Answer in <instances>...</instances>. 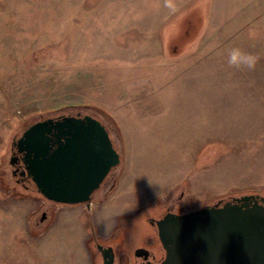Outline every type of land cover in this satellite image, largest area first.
<instances>
[{
	"label": "rangeland",
	"instance_id": "1",
	"mask_svg": "<svg viewBox=\"0 0 264 264\" xmlns=\"http://www.w3.org/2000/svg\"><path fill=\"white\" fill-rule=\"evenodd\" d=\"M177 3L0 0V264H103L97 243L143 235L149 214L264 195V0ZM233 47L254 70L229 66ZM77 113L121 155L89 206L26 188L10 163L29 124Z\"/></svg>",
	"mask_w": 264,
	"mask_h": 264
},
{
	"label": "water",
	"instance_id": "2",
	"mask_svg": "<svg viewBox=\"0 0 264 264\" xmlns=\"http://www.w3.org/2000/svg\"><path fill=\"white\" fill-rule=\"evenodd\" d=\"M13 146L10 163L15 166L22 160L20 174L30 177L46 198L66 204L89 206L92 193L121 160L108 128L92 114L37 120L13 140ZM156 224L165 256L143 264H264L260 193L234 195L184 212L169 210ZM97 247L103 264H113L114 248L100 242Z\"/></svg>",
	"mask_w": 264,
	"mask_h": 264
},
{
	"label": "flooded vegetation",
	"instance_id": "3",
	"mask_svg": "<svg viewBox=\"0 0 264 264\" xmlns=\"http://www.w3.org/2000/svg\"><path fill=\"white\" fill-rule=\"evenodd\" d=\"M12 148H13L12 149V153H13L16 147L13 146ZM19 156L22 155L19 154ZM23 166L24 165L22 163V160L19 159L18 163L15 166L12 165V171L14 168L19 167L18 173L15 174L14 177L19 183L23 184V186L28 188L30 186H33L34 183L30 179V177L20 174V170L23 168ZM167 211H169V209L160 214L154 213L146 216V220L148 222L149 228L146 229L143 235H141L142 237L139 235H137V237H134L135 232H139V230H142L141 229L142 223L139 222V224L135 226L136 231L131 232L127 235L124 234L125 236L121 240H117L116 243H103V245L104 246L111 245L114 248L115 260L117 256L120 254L119 252H121L122 255L123 254L128 255L131 264H143L147 261H154V262L161 261L165 256V248L163 247L158 235L156 220L161 218ZM131 239H134L135 241L133 243V246L131 247L132 249L129 250V247H127V243L131 242Z\"/></svg>",
	"mask_w": 264,
	"mask_h": 264
},
{
	"label": "clouds",
	"instance_id": "4",
	"mask_svg": "<svg viewBox=\"0 0 264 264\" xmlns=\"http://www.w3.org/2000/svg\"><path fill=\"white\" fill-rule=\"evenodd\" d=\"M164 7L170 13H175L178 8L177 0H163ZM228 64L235 69L254 70L258 62V57L252 53L246 52L239 47H233L228 52ZM108 227V225H104Z\"/></svg>",
	"mask_w": 264,
	"mask_h": 264
}]
</instances>
